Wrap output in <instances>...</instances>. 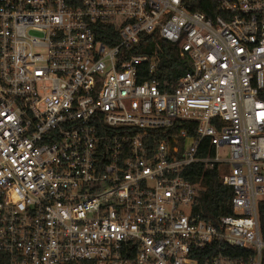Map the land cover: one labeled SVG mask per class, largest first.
Returning <instances> with one entry per match:
<instances>
[{
  "label": "built area",
  "instance_id": "2783aa9c",
  "mask_svg": "<svg viewBox=\"0 0 264 264\" xmlns=\"http://www.w3.org/2000/svg\"><path fill=\"white\" fill-rule=\"evenodd\" d=\"M193 2L0 0L5 264L264 263V0ZM146 36L176 47L175 85ZM198 164L232 190L215 224Z\"/></svg>",
  "mask_w": 264,
  "mask_h": 264
},
{
  "label": "trees",
  "instance_id": "16d2710c",
  "mask_svg": "<svg viewBox=\"0 0 264 264\" xmlns=\"http://www.w3.org/2000/svg\"><path fill=\"white\" fill-rule=\"evenodd\" d=\"M211 1L195 0L191 8L210 14L206 6ZM137 52L144 54L156 52L155 55L160 61L156 75L161 81L169 80L175 85L179 77L187 70V66L181 63L178 58L176 47L163 40H157L155 37H144L137 47ZM259 97L264 101V91L260 92ZM182 127L181 121L175 122L174 127L169 132L176 134ZM185 176L192 182L199 184L201 188L199 204L195 207V211L200 213L206 221L215 224L220 216L232 214V190L230 187L222 185L215 169H204L201 164L193 165L189 167ZM259 221L261 235L264 238V201L259 204ZM0 264H5L1 256Z\"/></svg>",
  "mask_w": 264,
  "mask_h": 264
},
{
  "label": "rangeland",
  "instance_id": "374dc122",
  "mask_svg": "<svg viewBox=\"0 0 264 264\" xmlns=\"http://www.w3.org/2000/svg\"><path fill=\"white\" fill-rule=\"evenodd\" d=\"M182 210H183L185 213H187L188 208H187V207H182Z\"/></svg>",
  "mask_w": 264,
  "mask_h": 264
}]
</instances>
